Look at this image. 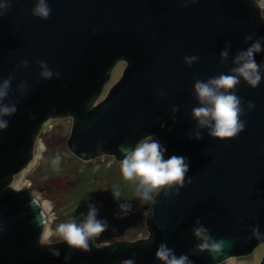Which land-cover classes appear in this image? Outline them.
Masks as SVG:
<instances>
[{
  "label": "water",
  "instance_id": "95a60500",
  "mask_svg": "<svg viewBox=\"0 0 264 264\" xmlns=\"http://www.w3.org/2000/svg\"><path fill=\"white\" fill-rule=\"evenodd\" d=\"M7 2L0 17V81L12 78L5 103H15L17 111L0 131V264H121L129 258L159 264L155 253L161 243L178 256L188 255L192 264H220L248 256L264 243V78L255 89L243 82L235 89L245 125L236 137L218 141L204 130L199 141L188 138L195 127L194 81L227 74L232 56L247 47L246 36L264 38L256 2L47 0L46 21L31 15L35 0ZM225 42L231 51L222 64ZM186 55H197L199 62L185 67ZM120 58L126 61L122 77L93 105ZM25 60L28 68H17ZM255 60L264 64V52ZM39 61L53 71L51 79L40 78ZM249 102L255 105L251 110ZM50 117L72 119L67 148L82 161L111 155L121 162L120 147L148 135L167 149L165 159H187L178 193L154 196L146 214L147 239L90 244L87 253L63 241L40 243L46 217L39 203L31 192L6 187L31 160L33 138ZM196 219L213 239L226 241L221 256L193 252ZM53 249L59 251L56 258Z\"/></svg>",
  "mask_w": 264,
  "mask_h": 264
},
{
  "label": "clouds",
  "instance_id": "9594fccd",
  "mask_svg": "<svg viewBox=\"0 0 264 264\" xmlns=\"http://www.w3.org/2000/svg\"><path fill=\"white\" fill-rule=\"evenodd\" d=\"M198 0H191L195 4ZM7 0H0V17H3L9 8ZM51 9L47 0H35L31 15L41 21H46ZM247 47L239 50L232 56L233 67L225 74L208 78L207 80H195L192 87V95L197 106L191 111V119L195 127L188 134L189 139L199 141L201 131L206 130L211 139L226 141L236 137L244 130L242 117L244 109L241 99L236 95L235 89L243 82L249 88H257L264 78V64H258L255 57L264 52V38L253 39L246 36ZM251 41L250 43H248ZM231 46L225 42L220 51V62L225 63L230 55ZM199 62L197 55H186L183 58L185 67H192ZM39 76L41 79L49 80L53 77V71L44 61L38 62ZM19 69L28 68V61H22L17 65ZM12 78L8 77L0 81V131L8 126L6 118L13 116L17 109L15 103H5L11 86ZM26 83L18 85L21 94L26 91ZM162 97V91L157 93ZM249 102L248 109L254 108ZM178 111L173 107V123L175 113ZM122 159L120 172L125 181L135 187L136 197L143 203L153 202L154 196L163 194L165 197L176 195L185 183V177L189 170V163L185 157L172 155L165 159L167 149L152 135L140 139L131 146L122 145L119 149ZM111 195L115 201L120 200L119 190H113ZM131 211V205L127 202L118 203V214L120 218ZM82 218H73L58 226V233L67 247L82 253L89 252L90 244L108 229L106 221L98 219V208L95 204L87 205V212L81 214ZM192 236L196 244L193 252H206L213 258L224 253L226 241L213 239L208 228L199 219L194 221ZM254 233H259L253 228ZM53 258L59 256L58 250H51ZM159 264H192V260L186 254L177 255L167 244L161 243L155 253ZM121 264H136L132 258L123 260Z\"/></svg>",
  "mask_w": 264,
  "mask_h": 264
},
{
  "label": "rangeland",
  "instance_id": "374dc122",
  "mask_svg": "<svg viewBox=\"0 0 264 264\" xmlns=\"http://www.w3.org/2000/svg\"><path fill=\"white\" fill-rule=\"evenodd\" d=\"M260 9L264 21V0H252ZM124 65L119 62L111 71L95 103L102 101L108 91L120 79ZM72 127L70 117L45 120L32 149V158L23 171L14 174L10 189L31 192L39 203V209L46 217L40 243L47 245L63 241L57 229L61 223L82 218L89 203L98 208V219L108 224V229L94 242L102 247L117 241L132 242L148 238L146 214L150 203L141 202L135 194V187L125 181L120 172V163L111 155H102L90 161L73 156L67 148ZM119 190L120 200L111 195ZM127 202L131 211L123 218L118 214V203ZM264 246L246 257L230 258L220 264H259Z\"/></svg>",
  "mask_w": 264,
  "mask_h": 264
},
{
  "label": "flooded vegetation",
  "instance_id": "af4514ba",
  "mask_svg": "<svg viewBox=\"0 0 264 264\" xmlns=\"http://www.w3.org/2000/svg\"><path fill=\"white\" fill-rule=\"evenodd\" d=\"M119 62H121L123 65H124V68H123V71H122V74H123V72H124V70H125V68H126V61H125V59H123V58H120L118 61H116L115 62V64L112 66V68L109 70V79H110V74H111V71H112V69L114 68V66L115 65H117ZM122 74H121V77H122ZM120 77V78H121ZM109 79L107 80V82L109 81ZM119 81V80H118ZM117 81V82H118ZM107 82H105L104 84H103V86L100 88V92H99V94L97 95V96H95V98H94V100H93V105H96V104H94L95 103V101H96V99L99 97V95L101 94V92L104 90V87H105V85H106V83ZM116 82V83H117ZM115 83V84H116ZM114 86V85H113ZM50 118H52V117H50ZM53 118H57V117H53ZM36 137V136H35ZM35 137L33 138V144H34V140H35ZM32 149H33V147H32ZM8 186H9V184H8ZM6 187L7 189H9V190H12V189H10L9 187ZM262 246H264V243H260V244H258L254 249H253V251H252V253L251 254H253V252L256 250V249H258L259 247H262ZM250 254V255H251ZM250 255H248V256H250ZM246 257V256H245ZM263 257H264V251H263V255H261V259H260V262H259V264L262 262V259H263Z\"/></svg>",
  "mask_w": 264,
  "mask_h": 264
}]
</instances>
